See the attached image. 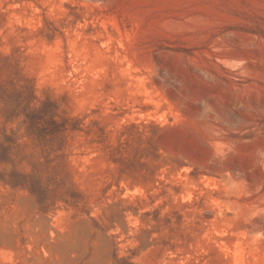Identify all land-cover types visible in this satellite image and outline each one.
<instances>
[{
    "label": "rangeland",
    "instance_id": "rangeland-1",
    "mask_svg": "<svg viewBox=\"0 0 264 264\" xmlns=\"http://www.w3.org/2000/svg\"><path fill=\"white\" fill-rule=\"evenodd\" d=\"M22 76L82 121L83 199L42 209L0 178V264H264V0H0V142L31 172ZM119 142L145 176L120 173Z\"/></svg>",
    "mask_w": 264,
    "mask_h": 264
},
{
    "label": "trees",
    "instance_id": "trees-1",
    "mask_svg": "<svg viewBox=\"0 0 264 264\" xmlns=\"http://www.w3.org/2000/svg\"><path fill=\"white\" fill-rule=\"evenodd\" d=\"M11 84L14 88L19 87L21 90H24L25 97L22 102L24 103L22 108H20L21 102H15L16 106H9L8 111H11L15 118L19 115H24L26 136L32 140L35 148H40V152L46 154V160L42 162L36 158L38 152L35 150L31 155L26 154L23 157V159L27 158L32 165V171L26 172L19 170L12 157V152L18 150L21 145L17 143L15 138L6 136V142H0V164L12 163L13 168L4 173L0 172V178L12 188L26 189L35 194L42 209H47L49 205L54 204L57 197L72 204L79 202L83 199V196L65 186L68 176L65 159L67 157L68 138L72 133L83 130L82 121L60 116L58 108L53 101L43 102L42 105L38 106L36 104L35 89L31 79L22 76L16 80L12 77ZM2 88L3 84L0 83V90ZM131 146L134 147L133 144L129 143V147ZM123 147L124 143L119 142L118 146L111 150L113 161L120 165V173H129L131 175L139 173L145 176V174H142L146 165L144 162L125 161L124 158L117 156L123 153ZM134 150L136 153H143L145 148H142L141 142H139L134 147ZM10 153L12 155L9 158ZM53 153L56 154L55 165H52L54 160L49 158ZM158 155L157 153L155 157H158ZM45 165L50 172H56V179L60 178L59 182L53 188L52 183L45 180L40 170ZM155 168H159V165Z\"/></svg>",
    "mask_w": 264,
    "mask_h": 264
}]
</instances>
